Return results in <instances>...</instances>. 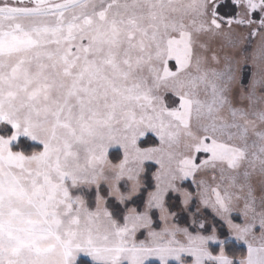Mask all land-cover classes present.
I'll list each match as a JSON object with an SVG mask.
<instances>
[{
	"label": "snow or ice",
	"instance_id": "snow-or-ice-1",
	"mask_svg": "<svg viewBox=\"0 0 264 264\" xmlns=\"http://www.w3.org/2000/svg\"><path fill=\"white\" fill-rule=\"evenodd\" d=\"M0 264H264V0H0Z\"/></svg>",
	"mask_w": 264,
	"mask_h": 264
},
{
	"label": "trees",
	"instance_id": "trees-1",
	"mask_svg": "<svg viewBox=\"0 0 264 264\" xmlns=\"http://www.w3.org/2000/svg\"><path fill=\"white\" fill-rule=\"evenodd\" d=\"M223 11H225V12H228V11H230V9L229 8H225V9H223ZM243 247L242 246H240V245H236V253L237 254H243Z\"/></svg>",
	"mask_w": 264,
	"mask_h": 264
}]
</instances>
